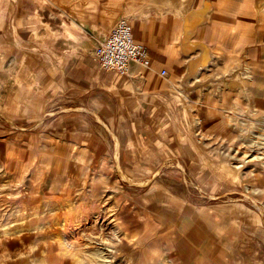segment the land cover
Wrapping results in <instances>:
<instances>
[{
    "label": "rangeland",
    "instance_id": "obj_1",
    "mask_svg": "<svg viewBox=\"0 0 264 264\" xmlns=\"http://www.w3.org/2000/svg\"><path fill=\"white\" fill-rule=\"evenodd\" d=\"M260 1V9L250 2L255 33L250 42H242L240 30L219 23L209 35L214 58L198 73L186 69V56L173 46L184 67L167 75L161 70L169 79V98L142 104L150 109L146 113L141 105L126 106L123 98L122 112L106 122L75 107L70 89H57L59 79L75 76L70 62L59 59L75 44L59 33L62 22L71 31L76 20H101L108 33L124 17L133 37L147 47L152 67L150 46L138 39L132 21L149 18L156 29L153 41L168 43L169 31H179L181 14L122 9L107 22L111 0H0V264L264 260L255 257L264 255V158H253L264 155V139L256 145L238 135L264 131ZM56 6L72 17L52 16ZM240 14H234L236 21ZM70 36L87 38L82 49L96 44L98 64L94 50L106 34ZM244 67L250 76L237 74L248 70ZM105 71L121 81L130 67L124 74ZM248 110L260 117L238 132L232 119ZM193 117H203L204 124L191 123ZM175 133L184 139L162 137ZM237 149L253 150L243 157Z\"/></svg>",
    "mask_w": 264,
    "mask_h": 264
},
{
    "label": "crops",
    "instance_id": "obj_2",
    "mask_svg": "<svg viewBox=\"0 0 264 264\" xmlns=\"http://www.w3.org/2000/svg\"><path fill=\"white\" fill-rule=\"evenodd\" d=\"M68 11V9L62 10V8L56 6L55 12L52 11L51 15L58 18H70L72 16ZM120 12L121 9L118 10V15ZM99 15L101 16V14ZM132 22L137 29L138 39L150 45L152 67H142L132 63L130 71L121 81L120 78L118 79L114 74L112 75L110 71L103 70L94 61L92 48L96 44L92 45L91 49H82L81 42L87 38H80V40L70 36V33L74 34L78 32L87 34L92 32L94 34L105 35L106 27L101 20L93 24L87 23L84 20H76L71 22L72 26L76 28L72 27L73 30L71 31L69 30L71 26H68L69 23L63 24L62 22V29L59 32L62 35H67V39L75 42L74 45H71V48L66 49L65 53H62L61 57H59L60 60L65 58V62H70V66L73 68L72 74L75 76L68 80L59 79L56 82L57 89L58 87L70 89L72 91L71 99L75 101V107L98 114L106 122L115 120V115L122 112L123 98L125 99L126 106H143L140 109V112L143 113L149 112L150 109H146L142 104H153L154 99H168L170 96V83L165 75L174 69L181 72L184 67L181 56L174 54V48L170 47V43L164 40L165 36L163 34L162 38L164 42L153 41V36L151 37V35L156 31L155 28L151 29V22L153 21H150L147 17H137ZM55 33L58 32L55 31ZM162 69L165 70V75L161 74ZM59 91L57 90V92ZM75 110H68L66 113L78 111ZM94 129L91 127L88 130ZM97 132H99L98 129ZM50 137L54 136L50 134ZM252 257L264 259V255H261V253ZM263 261H258V263L264 264Z\"/></svg>",
    "mask_w": 264,
    "mask_h": 264
},
{
    "label": "bare ground",
    "instance_id": "obj_3",
    "mask_svg": "<svg viewBox=\"0 0 264 264\" xmlns=\"http://www.w3.org/2000/svg\"><path fill=\"white\" fill-rule=\"evenodd\" d=\"M246 2L247 3L244 5L243 4H237L236 6H234L232 4L231 0H111L110 3L113 5L115 10H114V8L112 9L108 18H106V21L108 22L109 19H111V20L115 19V17L118 16V9H121V10L123 9L126 12L131 11V9L136 10V11H140L142 9L144 11V10H147L150 8L160 9V10L161 9H168V10L173 9L172 10L173 12L180 13L182 17H181V20L179 23V31L176 32V29H174V28L171 31H169V33H170L169 38L170 39L168 40V42L170 43V47L175 46L178 51L184 53V54H182L183 57H185V56L187 57V58L186 57L184 58V59L188 60V64H187L186 69H189L192 73H194V72L198 73V72L202 71V69H204L205 67H208V65H210L211 61L214 58L215 52H214V49L212 47V42H211V38H209V35L214 31V27H218L219 23L230 24L231 27H233L237 30H240L239 31L240 35H241L240 38L241 39L243 38L242 42H250L251 39L255 36L254 25H253L252 16H251L252 14L250 12L252 9L250 2H252L255 5L254 7L257 9L262 8V2L260 0H254V1L253 0H246ZM132 4H135V5L133 7H131ZM236 13H238V14L241 13L239 16L242 15V17L240 19H238V21H236V19H234V17H235L234 14L236 15ZM228 15L230 17H228ZM121 18H123V17H121ZM121 18H119L117 20V22ZM225 21H227V22L225 23ZM261 24H262V26L260 25V27H258V29H257L258 34H261L263 32L262 29H263L264 23L262 22ZM131 32H132V26H131ZM181 32L186 34V37L184 39L180 38ZM195 40H196V42L190 43L191 41H195ZM255 40H256V38H255ZM200 42L204 43L205 46L200 44ZM261 43H262V41H261ZM258 50H260V48ZM194 52H196L197 55L196 54L193 55L192 53H194ZM194 56H197L198 61L194 62V60L192 59ZM148 57H149V54H148ZM253 62H256V61H253ZM137 64L144 66V67H149V66H151V59L149 57V65L145 66V65L140 64V63H137ZM237 70H238L237 74H239V73L241 75L245 74L246 76H248V75L250 76V74H251V71L248 67L243 68V70H247L245 72L244 71L242 72L239 69H237ZM236 75H234L233 77H235ZM225 80L228 81L229 79H225ZM255 110H252V111L248 110V112H245L241 115L240 119H238V118L232 119L234 121L235 126L238 129V132L243 131L244 129L246 130L248 125L251 123V122H249V120L253 119L254 118L253 116H259L260 117V115H258V114L255 115V112H257ZM250 115H251V117H249ZM246 117H248V119H246ZM202 119H203V117H201V118L200 117L199 118L193 117L191 119V123H194L196 126L202 125V124H204ZM229 121H230V119H229ZM260 121L263 122L264 117H261L259 122ZM246 124H247V126H246ZM176 128L177 127L174 125V130L177 131L179 129V127L177 129ZM262 130H264V129H262ZM177 132H179V131H177ZM246 133H248V132H246ZM176 134L177 133L171 134V135L168 134V136H166V134H165L162 137L163 138L168 137L169 139L172 140L175 138V136H177V138L181 139V141H182V139H184V134H183V136H181L182 135L181 133H179L178 135H176ZM187 134L191 140H194V137L192 136V134L190 132H187ZM238 135L245 142H248V141L252 142V143L254 142L253 144H256V145L261 144L259 141L264 139V131H253L252 130V132L250 134H245L243 132V133H240ZM159 138H160V136H159ZM247 144H249V143H247ZM252 150L251 149H248V150H238L237 149L236 152L243 154L244 155L243 157H245L246 155H250L252 153ZM262 150H264V149H262ZM262 153H264V152H262ZM253 154H254L253 158H258V159L264 158L263 154H261V155L255 154V153H253Z\"/></svg>",
    "mask_w": 264,
    "mask_h": 264
},
{
    "label": "built area",
    "instance_id": "obj_4",
    "mask_svg": "<svg viewBox=\"0 0 264 264\" xmlns=\"http://www.w3.org/2000/svg\"><path fill=\"white\" fill-rule=\"evenodd\" d=\"M94 54L103 69L113 70L120 74L129 71L131 62L149 65L147 47L133 38L131 24L124 17L106 33V36L95 47ZM162 74H165L164 69Z\"/></svg>",
    "mask_w": 264,
    "mask_h": 264
}]
</instances>
